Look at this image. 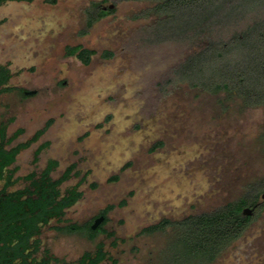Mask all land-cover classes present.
Returning a JSON list of instances; mask_svg holds the SVG:
<instances>
[{"label": "rangeland", "instance_id": "374dc122", "mask_svg": "<svg viewBox=\"0 0 264 264\" xmlns=\"http://www.w3.org/2000/svg\"><path fill=\"white\" fill-rule=\"evenodd\" d=\"M93 3L115 7L81 35ZM152 6L135 0L0 5V66L11 74L0 124H8L10 135L22 130L16 143L48 126L18 157L17 176L40 174L49 161L59 164L55 178L72 169L77 179L69 184L82 180L85 196L67 218L78 222L114 205L106 229L115 237L98 242L118 264H162L172 229L153 235L145 229L213 211L264 177V107L242 110L175 78L213 36L241 31L253 17L237 23L235 15L226 17L228 26L196 43H160L151 39L154 17L135 19ZM74 46L95 52L89 65L66 55ZM21 91L35 94L23 98ZM115 239L119 246L111 248ZM52 245L73 256L93 249L77 238ZM213 264H264V210Z\"/></svg>", "mask_w": 264, "mask_h": 264}, {"label": "trees", "instance_id": "16d2710c", "mask_svg": "<svg viewBox=\"0 0 264 264\" xmlns=\"http://www.w3.org/2000/svg\"><path fill=\"white\" fill-rule=\"evenodd\" d=\"M6 1L0 0V5ZM147 1L152 7L141 12L135 19L155 18V42L198 40L225 27L230 23L223 21L235 15L233 22L249 17L250 23L241 31L228 37L213 36L197 52L190 55L176 70L178 82L188 84L191 89L219 97L223 103H237L242 110L264 107V0H135ZM112 11L105 10L99 3H93L86 10V27L80 33L87 35L96 23ZM161 29V37L157 30ZM154 32V31H153ZM68 57H75L85 65L91 63L95 52L81 46L68 47ZM112 54H105L111 56ZM11 78L10 72L0 67V97L10 91L6 87ZM28 92L21 91L27 98ZM34 95V94H33ZM8 124L0 126V166L10 165L16 156L31 143L36 142L48 129L39 131L26 144L7 151L4 148ZM22 130L19 131V134ZM264 141V132L262 134ZM57 166L50 162L45 176ZM71 169L65 174L69 177ZM264 177L245 187L243 195L237 200L216 208L213 211L190 215L181 220L164 219L145 229L143 233L153 235L172 229L167 246L163 250L162 264H213L232 245L240 240L259 214L264 210ZM54 202V200H51ZM50 202V203H52ZM73 201L67 203L71 205ZM252 210L245 215L244 209ZM82 232L92 239L103 229L93 231L89 225ZM105 255L99 250V260Z\"/></svg>", "mask_w": 264, "mask_h": 264}, {"label": "flooded vegetation", "instance_id": "af4514ba", "mask_svg": "<svg viewBox=\"0 0 264 264\" xmlns=\"http://www.w3.org/2000/svg\"><path fill=\"white\" fill-rule=\"evenodd\" d=\"M7 2L9 1L4 3ZM114 7L115 5L111 4L105 10H113ZM6 69L9 71L8 68ZM18 133L10 135L7 128L4 140V148L7 151L30 142L36 135L26 142L16 143L22 134L17 135ZM36 142L23 149L13 163L3 168L0 166V264H118L117 258L108 250L107 245L98 242L100 236L110 239L115 237L113 231L106 229L109 222L108 215L114 209V205L101 209L90 220L78 222L67 218V215L81 204L85 196L82 180L69 184L74 178L77 179L71 176L72 169L69 177H64L66 172L61 177L55 178L52 174L59 166L56 162L57 166L54 170L45 176L50 162H55L49 161L40 174L17 176L18 168L15 164L18 157ZM1 143L0 138V145ZM71 201L73 203L67 205ZM99 220L101 223L94 229L93 226ZM88 225L93 231L99 228L103 231L92 239L85 231L82 232V228ZM50 232H54L52 236ZM74 238L82 239L88 246H93V249L73 256L56 252L52 245L56 241ZM110 245L111 248H117L119 241L112 240ZM100 248L105 255L101 260L98 258Z\"/></svg>", "mask_w": 264, "mask_h": 264}, {"label": "water", "instance_id": "95a60500", "mask_svg": "<svg viewBox=\"0 0 264 264\" xmlns=\"http://www.w3.org/2000/svg\"><path fill=\"white\" fill-rule=\"evenodd\" d=\"M27 94H28V95H33V94H35V92L32 91V92H28ZM262 199H264V194H263V196H262ZM243 213H244L245 215H251V214H252V210L249 209V208H246V209H244ZM100 223H101V220H99V221L93 226V228L95 229Z\"/></svg>", "mask_w": 264, "mask_h": 264}]
</instances>
